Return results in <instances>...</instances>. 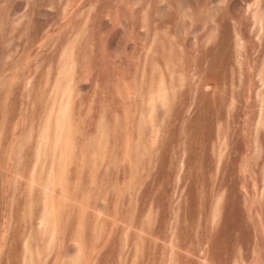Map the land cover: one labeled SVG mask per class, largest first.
Wrapping results in <instances>:
<instances>
[{
    "label": "rangeland",
    "instance_id": "374dc122",
    "mask_svg": "<svg viewBox=\"0 0 264 264\" xmlns=\"http://www.w3.org/2000/svg\"><path fill=\"white\" fill-rule=\"evenodd\" d=\"M0 264H264V0H0Z\"/></svg>",
    "mask_w": 264,
    "mask_h": 264
}]
</instances>
